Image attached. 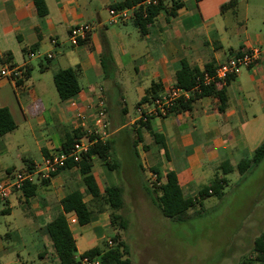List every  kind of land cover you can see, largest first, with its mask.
<instances>
[{
    "label": "crops",
    "instance_id": "obj_1",
    "mask_svg": "<svg viewBox=\"0 0 264 264\" xmlns=\"http://www.w3.org/2000/svg\"><path fill=\"white\" fill-rule=\"evenodd\" d=\"M44 1L47 13L41 15L35 0H0V68L25 65L23 78H0V108H7L17 125L0 135V182L8 180L12 171L27 170L63 148L67 133L86 131L76 114L86 113L87 125H92L94 111L88 106L100 96L107 103L113 156L124 148L116 157L121 168L129 158L136 176L144 178L148 172L157 180L155 168L165 181L172 172L187 196H195L221 176L224 162L235 166L264 141V57L229 82L224 111L219 110L217 97L199 96L187 110L151 119V130L142 125L138 111L151 101L139 105L154 84L158 95L176 84L184 62L204 70L208 63L217 66L251 46L264 48V0H234L223 10L230 0H184L175 16L160 12L145 32L136 18L111 23L109 9L124 0ZM84 22L93 25L92 31L86 42L73 46L70 28ZM106 50L113 59L107 72L101 61ZM31 51L52 52L53 57L29 58ZM68 67L78 68L81 90L62 100L54 75ZM130 90L137 98L132 109L131 94L126 95ZM152 132L162 136L163 144ZM92 164L101 191L116 184L117 178L97 156ZM35 185L30 197L16 190L0 199L6 226L0 231V264H60L47 225L64 213L62 200L72 191L79 190L86 202L91 201L77 166L61 169ZM64 214L66 220L76 215ZM69 227L77 256L112 245L116 232L108 208L95 209L87 224L78 221Z\"/></svg>",
    "mask_w": 264,
    "mask_h": 264
},
{
    "label": "trees",
    "instance_id": "obj_2",
    "mask_svg": "<svg viewBox=\"0 0 264 264\" xmlns=\"http://www.w3.org/2000/svg\"><path fill=\"white\" fill-rule=\"evenodd\" d=\"M144 0H124L122 3L115 4L114 7H125L133 4H138ZM199 1V0H198ZM38 11L41 15L47 13V6L44 0H35ZM234 0H230L222 5V10L231 6ZM184 0H168L167 2H159L158 4L147 5L140 7L137 11L135 19L136 24L140 27L142 32L146 31L147 25L152 23L160 12H165L168 16H175L177 10L183 6ZM146 14V16H144ZM88 38V37H87ZM86 42V39L81 40L80 43ZM102 64L106 70L112 64V56L107 50L101 55ZM216 66L208 63L204 70L197 67H191L184 62L183 67L176 74V85L191 88L196 83V80L205 72H213ZM233 77L228 78L226 85L219 83L211 86L203 87L202 92L197 94L194 98L189 100L180 99L177 101L172 112L187 110L191 107L192 101L199 96L213 95L220 101L219 110L224 111L228 105L226 95V87ZM54 81L62 100H68L77 95L81 90L79 82L78 68L68 67L60 69L54 75ZM158 84H154L149 92L143 97L139 105L152 101L158 97ZM150 101V102H151ZM143 126L151 130L150 120H141ZM16 123L7 108H0V135H4L16 129ZM156 141L163 144L162 136L158 133L152 132ZM94 138L83 129H76L72 133H67L63 149L68 150L76 141L82 138ZM161 138V139H160ZM162 140V141H161ZM135 145L137 140L134 141ZM112 138L105 141L99 140L95 143L91 151L84 154L79 162L68 160L65 167L69 168L77 166L80 173L83 175V182L87 192L91 195V201L86 202L84 195L79 190H74L69 193L62 200L64 213L75 212L80 224L84 225L90 222L95 213V209L108 208L110 210L111 224L115 229V234L111 236L112 245L108 243L100 247H94L86 252L84 255L99 256L100 264H134L131 258V248L125 238H123L121 231L128 229V218L123 215L121 210L125 205L124 187L120 184L112 186H105L101 191L96 177L92 173V158L97 156L110 170L120 173L121 163L113 157ZM264 158V141L255 149L252 156L240 160L235 166L229 162H224L221 166L222 175L216 176L213 181L203 187L195 196H187L178 183L176 175L172 172L167 174L166 180L162 181L161 174L152 168L156 173L157 180L154 183H145V190L151 197L153 202L159 206L162 214L165 217L174 219L182 223L189 219V209L206 198L209 195H216L222 198L225 195V188L228 184L226 175L237 169L241 174L246 173L253 165L258 164ZM60 169V170H61ZM37 186L35 183H27L23 188L26 197L35 194ZM95 208V209H94ZM64 213L57 215L47 225V231L53 241L59 263L60 264H79L77 258V247L72 237L69 224ZM254 254V255H253ZM239 264H264V231L260 233L255 239L252 248V255L244 257Z\"/></svg>",
    "mask_w": 264,
    "mask_h": 264
},
{
    "label": "rangeland",
    "instance_id": "obj_3",
    "mask_svg": "<svg viewBox=\"0 0 264 264\" xmlns=\"http://www.w3.org/2000/svg\"><path fill=\"white\" fill-rule=\"evenodd\" d=\"M128 94L132 109L137 98L131 90ZM122 149L114 152L115 159ZM124 163L120 173L106 170L124 187L121 212L129 225L121 232L134 264H239L252 255L254 239L264 231V159L244 176L237 170L229 174L225 195L207 196L189 209V219L182 223L165 217L146 192L145 183L155 179L148 172L144 178L136 176L129 158ZM3 217L1 232L6 230Z\"/></svg>",
    "mask_w": 264,
    "mask_h": 264
},
{
    "label": "built area",
    "instance_id": "obj_4",
    "mask_svg": "<svg viewBox=\"0 0 264 264\" xmlns=\"http://www.w3.org/2000/svg\"><path fill=\"white\" fill-rule=\"evenodd\" d=\"M168 0H144L141 3L133 4L125 7H111L109 9L111 23L126 21L136 18L137 11L140 7L158 4L159 2H167ZM146 16V14H144ZM93 25L84 22L73 25L69 31V41L73 46H78L81 40L86 39ZM53 44H57L56 39L51 40ZM52 58L53 53L41 54L40 52L31 51L28 53L29 58L33 57ZM264 57V48L261 46H251L240 54L229 57L226 61L219 63L213 72H205L200 76L194 86L184 88L173 85L152 99L145 107L138 108L140 120L148 121L153 118H163L172 114V110L180 99L189 100L202 92L203 87L211 86L219 83L226 85L228 78L239 75L242 70L253 68ZM25 73L24 66L3 65L0 68V78H8L17 81L23 78ZM76 105V102H72ZM89 109L94 111V120L92 125H87L88 115L82 111H78L76 117L79 125L85 127L86 132L94 138H82L76 141L68 150L63 148L54 150L43 157L39 162L34 163L27 170H14L9 174L8 180L0 182V199L5 200L16 190H23L27 183H35L38 180H49L61 168L65 167L68 160L79 162L84 154L92 150L95 143L99 140L105 141L109 138V121L108 108L104 96H100L97 101L90 104ZM67 222L73 224L78 222L77 215L69 216ZM110 244L113 242L110 241ZM79 264H100L99 256L80 255L77 256Z\"/></svg>",
    "mask_w": 264,
    "mask_h": 264
}]
</instances>
